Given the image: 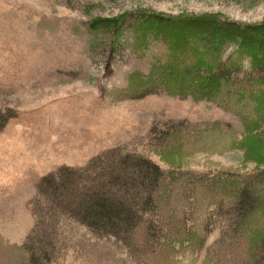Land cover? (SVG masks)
<instances>
[{
  "label": "rangeland",
  "instance_id": "rangeland-1",
  "mask_svg": "<svg viewBox=\"0 0 264 264\" xmlns=\"http://www.w3.org/2000/svg\"><path fill=\"white\" fill-rule=\"evenodd\" d=\"M132 12L264 24V0H0V264H264V116L165 91L137 97L152 90L166 39L148 36L144 50L131 20L117 36L90 27ZM96 157L106 175L125 169L119 157L165 174L144 186L128 169L120 202L133 224L114 234L57 207L69 194L53 203L37 189ZM242 190L256 198L244 209Z\"/></svg>",
  "mask_w": 264,
  "mask_h": 264
},
{
  "label": "trees",
  "instance_id": "trees-1",
  "mask_svg": "<svg viewBox=\"0 0 264 264\" xmlns=\"http://www.w3.org/2000/svg\"><path fill=\"white\" fill-rule=\"evenodd\" d=\"M127 19L133 21V25H130L133 26L130 33L139 45L142 44L141 48L147 46L148 36L166 39L163 57L154 61L149 75L146 76L148 78L145 79L152 83V90H143L137 97L151 92L165 91L183 97H193L196 100L222 103L220 105L235 112L249 111L257 115V120L264 116V107L261 109L258 105L259 99L264 100L262 92L264 91V24L245 26L231 20L213 17L167 20L150 16L148 13L132 12L103 21L90 22V27L93 30L103 29L110 33L114 32L117 36L118 33H122L120 28L128 22ZM159 22L158 25H164L163 29L168 31L175 28L179 31V36L171 39L160 34L153 27ZM172 33L170 32L169 35ZM113 40L115 41L114 38ZM233 43L236 44L234 52L227 54L228 47ZM186 45L190 48H186ZM243 57L249 59L250 64L247 69L242 65ZM255 87L259 89L256 94L258 100H253L252 104H249V101H252L250 92L253 90L255 93ZM117 161L126 170L120 169L119 173L115 172L116 175L105 174L107 172L105 166L108 164L102 162L100 157L90 159L83 166H60L40 178L37 184L38 192L45 197L46 193H50L53 203L61 202L56 196L65 198L70 196V203L65 202L66 205L60 203L57 207L69 208L73 212V218L78 217L88 227H98L101 230L108 228L104 231L114 234L116 233L114 230L130 227L133 224L132 214L122 206L123 202H120L128 201L124 190L127 189L130 180L126 178L139 172L140 183L145 186L146 179L155 182L165 175L164 171L149 159L140 157L134 162L132 157H119ZM130 167L136 168L131 174L128 172ZM108 176L112 177L104 180ZM244 190L238 196V204L242 205L243 209L250 207L252 199L256 200ZM151 196L148 195L149 198ZM112 199L117 202L114 203Z\"/></svg>",
  "mask_w": 264,
  "mask_h": 264
}]
</instances>
